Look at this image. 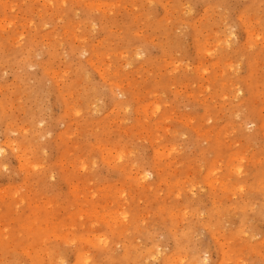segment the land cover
<instances>
[{"label": "rangeland", "instance_id": "obj_1", "mask_svg": "<svg viewBox=\"0 0 264 264\" xmlns=\"http://www.w3.org/2000/svg\"><path fill=\"white\" fill-rule=\"evenodd\" d=\"M263 85L264 0H0V264H264Z\"/></svg>", "mask_w": 264, "mask_h": 264}, {"label": "bare ground", "instance_id": "obj_2", "mask_svg": "<svg viewBox=\"0 0 264 264\" xmlns=\"http://www.w3.org/2000/svg\"><path fill=\"white\" fill-rule=\"evenodd\" d=\"M119 4H120V3H119ZM99 9H100V8H99ZM18 20H19V19H18ZM250 21H251V20H250ZM92 25H93V24H92ZM44 26H45V25H44ZM228 30H229V29H228ZM252 31H253V30H252ZM209 32H210V31H209ZM249 32H250V31H249ZM228 35H229V34H228ZM252 39H253V38H252ZM254 39H255V37H254ZM225 40H226V39H225ZM225 40H224V41H225ZM227 41H228V40H227ZM229 41H230V40H229ZM229 41H228V43H229ZM230 43H231V42H230ZM255 43H256V42H255ZM216 45H217V44H216ZM228 45H229V44H228ZM218 47H219V46H218ZM220 48H222V47H220ZM215 50H216V49H215ZM212 51H213V50H212ZM206 52H207V51H206ZM206 52H205V53H206ZM189 69H190V68H189ZM221 69H223V68H221ZM221 75H222V74H221ZM80 79H81V78H80ZM138 81H139V80H138ZM116 84H117V83H116ZM229 85H230V84H229ZM118 86H119V85H118ZM263 86H264V85H263ZM120 87H121V86H120ZM120 89H121V88H120ZM236 91H237V90H236ZM238 91H240V90H238ZM120 92H121V91H120ZM121 94H122V95L124 94L123 91L121 92ZM80 104H81V103H80ZM164 128H165V127H164ZM6 145H9V144H6ZM3 151H4V150H3ZM157 151H158V150H157ZM161 152H162V151H161ZM110 153H111V152H110ZM120 154H121V153H120ZM129 155H130V154H129ZM119 156H120V155H119ZM121 157H122V156H121ZM19 161H20V160H19ZM27 163H29V162H27ZM82 164H84V163H82ZM28 165H29V164H28ZM23 166H25V165H23ZM33 168H34V167H33ZM239 170H240V169H239ZM241 170H242V169H241ZM237 172L239 173L240 171L237 170ZM145 173H146V172H145ZM209 173H210V172H209ZM212 173H213V172H212ZM51 174H52V173H51ZM143 174H144V173H143ZM140 176H141V175H140ZM145 176H147V174H145L144 177H145ZM211 176H212V175H211ZM142 177H143V176H142ZM142 177H141V179H142ZM144 177H143V179H144ZM176 181H177V180H176ZM207 182H208V181H207ZM216 183H217V182H216ZM209 184H210V182H209ZM143 185H144V184H143ZM150 188H151V187H150ZM89 191H90V190H89ZM3 193H4V192H3ZM5 195H6V194H5ZM22 196H23V195H22ZM6 197H7V196H6ZM124 210H125V209H124ZM122 211H123V209H122ZM127 214H128V213H127ZM127 214H126V215H127ZM119 216H120V215H119ZM122 217H125V216L123 215ZM121 220H123V219H121ZM124 222H125V221H124ZM124 222H123V223H124ZM6 226H7V225H6ZM33 227H34V226H33ZM34 229H35V227H34ZM64 237H65V236H64ZM84 254H85V253H84ZM86 261H87V260H86ZM195 263H196V262H195Z\"/></svg>", "mask_w": 264, "mask_h": 264}]
</instances>
